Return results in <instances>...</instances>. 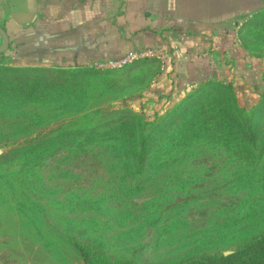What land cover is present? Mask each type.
<instances>
[{"label":"rangeland","instance_id":"1","mask_svg":"<svg viewBox=\"0 0 264 264\" xmlns=\"http://www.w3.org/2000/svg\"><path fill=\"white\" fill-rule=\"evenodd\" d=\"M231 42L236 58H248L243 77L253 73L249 85L259 80L261 93L238 86L233 97L214 79L180 98L156 94L152 99L150 90L162 67L155 59L120 70L80 67L36 73L73 91L81 104L80 111L29 106L27 110L42 116L38 125L45 132L93 126L100 132L88 142L68 140L67 146H78L67 147L61 157L40 167L33 187L18 184L17 191L9 192L0 179V264H165L189 252L232 253L263 230L264 10L242 20ZM235 65L229 66L230 83L238 76ZM0 67L7 68L0 69L7 79L23 76L9 70L15 66L6 61ZM241 107L257 131L254 144L240 137L241 128L229 119L228 110L233 115L239 110L240 116ZM130 113L151 131H163L154 146L161 154L140 172L124 170L114 154L122 144L115 140L113 126ZM7 121L0 117V128ZM197 126L191 142L184 141ZM13 144H0V155ZM93 207L101 214L91 216ZM145 209L162 223L178 217V228L157 235L136 227L135 241L126 245L118 240L123 231L119 223L137 224ZM131 210L136 212L127 216ZM116 212L127 218L115 221Z\"/></svg>","mask_w":264,"mask_h":264},{"label":"crops","instance_id":"2","mask_svg":"<svg viewBox=\"0 0 264 264\" xmlns=\"http://www.w3.org/2000/svg\"><path fill=\"white\" fill-rule=\"evenodd\" d=\"M263 10L264 0H0V28L9 39L0 61L70 69L153 47L164 52L165 65L152 99L180 98L214 79L230 83L232 63L234 82L250 92L248 58H236L231 40L242 20Z\"/></svg>","mask_w":264,"mask_h":264},{"label":"trees","instance_id":"3","mask_svg":"<svg viewBox=\"0 0 264 264\" xmlns=\"http://www.w3.org/2000/svg\"><path fill=\"white\" fill-rule=\"evenodd\" d=\"M0 69L7 68L0 67ZM8 69L23 75L14 76L12 80L0 76V117L8 119L3 127L0 128V144L4 143L6 145L11 142L15 143L13 144L14 147L0 155V179L4 180L6 190L13 192L17 191L18 184L19 186H26V188L33 187L37 183V171L40 167L44 166V164L49 161L61 157L65 151L64 149L67 147L76 148L78 146L75 144L67 146L65 143H67L68 140L75 141L83 138L85 142H88L95 139L97 137V132L100 131H97L96 126H93L89 129H60L58 132H45L47 128L38 125L42 116L39 114L35 115L27 110L29 106L36 105L37 107H47L48 105L50 107L55 106L57 109L80 111V101L73 95V91L65 90L61 88V85L57 86V83H54L53 80L40 78L36 75V73L41 71L52 70L51 68L15 66ZM219 82L218 84L227 88L232 93L233 97L235 96V88L240 86L235 82ZM261 84H259V80H256V84L251 88V91L253 89V91L257 90L261 93L263 89L262 86H260ZM241 109L240 116L238 115L239 110H235L237 112H235L234 115L233 113L230 114L232 109L228 110L229 119L232 121V124H236L241 128L242 131L239 136L247 142L254 144L258 137L257 131L253 128L252 124L247 123V119H244L246 118V114L242 116L244 109L242 107ZM130 114L131 116L126 120L122 121L120 119L116 125L113 126L115 127L116 133H118L115 140L122 144L121 147L114 148L116 149L114 150V154L120 160L119 162L122 163V168L124 170L137 168L138 172H140L146 166L145 164L153 159L152 156L155 158L161 154L154 146L157 145L159 140L158 137L162 135L163 131L154 128L151 131L147 128V123L138 119L134 114ZM239 117H243L244 124ZM208 118L211 120L210 117ZM129 119L132 120L130 125L128 123ZM132 123L133 125H131ZM149 125L151 126V124ZM198 129L199 126H197L192 133H188L186 136L187 139L184 141L191 142L194 132ZM165 134L167 135V131ZM18 142L20 143L17 144ZM129 143H131V147H129ZM173 150L174 147L169 149V151ZM156 168H158V166H156ZM182 204L183 203L173 204V208H178ZM144 208L146 207L144 206ZM89 210L94 211V213L90 214L91 216L100 213L96 207L90 208ZM134 212L136 211L131 210V212L126 214L130 216L133 215ZM150 214L149 210H141L138 216L140 219L137 224H134L135 222H120L119 225L123 231L121 234H118L116 238L126 242V245H128L131 239L134 241L136 240L135 236L132 234L136 227H139V231L142 228H150V230H154L157 235L173 233L176 228H178L176 225L177 222H180V219H178L177 214H174L177 219L173 217V220L166 223H162L163 220L154 221V218H151ZM127 216L121 212H116L114 220L116 221L119 218L124 221ZM261 223L264 224V220H261ZM125 229H127V231H124ZM101 237L102 235L99 238ZM113 241L115 240L113 239ZM100 249L101 248H97L93 251L98 252ZM196 253L197 254H191V252H189L183 258L181 257L176 261L165 264H264V228L257 235L252 236L246 244L238 247L232 253L215 254L205 251ZM87 255L88 262L93 263L94 257L89 256V254ZM127 259L132 260L131 258ZM117 260L121 259L118 258Z\"/></svg>","mask_w":264,"mask_h":264},{"label":"built area","instance_id":"4","mask_svg":"<svg viewBox=\"0 0 264 264\" xmlns=\"http://www.w3.org/2000/svg\"><path fill=\"white\" fill-rule=\"evenodd\" d=\"M238 27L239 25L235 29V34ZM150 59H155L160 61L162 68H164L165 65L164 52L153 47H144L141 49L133 50L119 59L95 60L91 62L88 65V67L98 70H120L134 64L135 62L141 60H150ZM224 83H228V82H224ZM193 89L194 87L191 88V90Z\"/></svg>","mask_w":264,"mask_h":264},{"label":"water","instance_id":"5","mask_svg":"<svg viewBox=\"0 0 264 264\" xmlns=\"http://www.w3.org/2000/svg\"><path fill=\"white\" fill-rule=\"evenodd\" d=\"M0 34H1L2 38H3V43L0 46V54H2L8 49L9 39H8V36H7L6 32L2 28H0Z\"/></svg>","mask_w":264,"mask_h":264}]
</instances>
